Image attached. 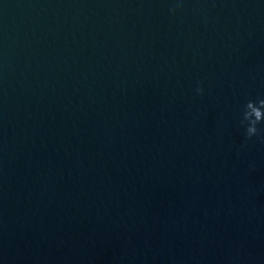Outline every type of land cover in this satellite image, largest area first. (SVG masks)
Returning a JSON list of instances; mask_svg holds the SVG:
<instances>
[{"label":"water","instance_id":"water-1","mask_svg":"<svg viewBox=\"0 0 264 264\" xmlns=\"http://www.w3.org/2000/svg\"><path fill=\"white\" fill-rule=\"evenodd\" d=\"M244 108L264 0H0V264H264Z\"/></svg>","mask_w":264,"mask_h":264},{"label":"clouds","instance_id":"clouds-1","mask_svg":"<svg viewBox=\"0 0 264 264\" xmlns=\"http://www.w3.org/2000/svg\"><path fill=\"white\" fill-rule=\"evenodd\" d=\"M196 92L197 94H200L201 89L197 88ZM244 114L245 108L243 112V119L240 122V126L243 129L245 139H252L253 137L259 138L264 135V128L258 127V125H261L264 122H262L261 124H250L249 121L245 120Z\"/></svg>","mask_w":264,"mask_h":264}]
</instances>
